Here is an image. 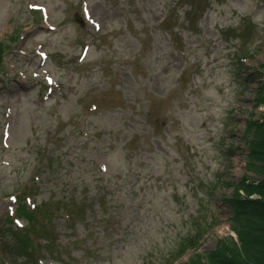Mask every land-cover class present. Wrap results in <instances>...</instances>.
Here are the masks:
<instances>
[{
	"label": "rangeland",
	"instance_id": "1",
	"mask_svg": "<svg viewBox=\"0 0 264 264\" xmlns=\"http://www.w3.org/2000/svg\"><path fill=\"white\" fill-rule=\"evenodd\" d=\"M0 42V264H207L238 238L264 0H0Z\"/></svg>",
	"mask_w": 264,
	"mask_h": 264
},
{
	"label": "trees",
	"instance_id": "2",
	"mask_svg": "<svg viewBox=\"0 0 264 264\" xmlns=\"http://www.w3.org/2000/svg\"><path fill=\"white\" fill-rule=\"evenodd\" d=\"M4 49V43L0 42V61L3 60ZM256 102L264 103V82L258 84ZM246 125L247 132L250 131L254 137L246 141L249 150L247 171L252 175L247 174L240 182L233 183L237 189L226 200L232 209V229L238 238L227 235L226 239L218 240L208 253L207 264H264V118H251ZM16 193L21 209L27 208L28 195L23 191ZM69 198L75 199L73 196ZM91 199L93 207L99 204L97 199ZM25 212L23 210L22 214ZM197 239L193 238L189 247L196 246Z\"/></svg>",
	"mask_w": 264,
	"mask_h": 264
}]
</instances>
